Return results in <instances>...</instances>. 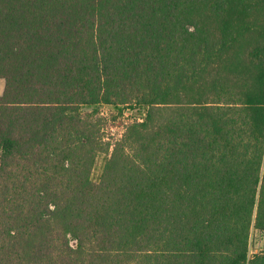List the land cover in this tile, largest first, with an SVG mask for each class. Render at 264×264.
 Wrapping results in <instances>:
<instances>
[{
    "label": "trees",
    "instance_id": "16d2710c",
    "mask_svg": "<svg viewBox=\"0 0 264 264\" xmlns=\"http://www.w3.org/2000/svg\"><path fill=\"white\" fill-rule=\"evenodd\" d=\"M0 78V264H264V0H0Z\"/></svg>",
    "mask_w": 264,
    "mask_h": 264
},
{
    "label": "rangeland",
    "instance_id": "374dc122",
    "mask_svg": "<svg viewBox=\"0 0 264 264\" xmlns=\"http://www.w3.org/2000/svg\"><path fill=\"white\" fill-rule=\"evenodd\" d=\"M3 87L4 82L0 78V94L2 93ZM99 111L106 118L102 124L103 138L105 141H114L115 139L120 138L127 125L133 123L134 121H141L145 116L146 110L143 107H135L129 112L120 115L118 114L116 108L111 106H102ZM169 114V110L163 112L161 111L159 114L160 119L164 120V118H166ZM106 159V153H98L90 174L92 182L97 183L99 181ZM261 252H264V232L252 229L248 246V255L251 256Z\"/></svg>",
    "mask_w": 264,
    "mask_h": 264
},
{
    "label": "crops",
    "instance_id": "0c3cea01",
    "mask_svg": "<svg viewBox=\"0 0 264 264\" xmlns=\"http://www.w3.org/2000/svg\"><path fill=\"white\" fill-rule=\"evenodd\" d=\"M2 80H3V79H2ZM3 82H4V81H3ZM3 89H4V87H3ZM2 92H3V90H2ZM1 94H2V93H1ZM1 94H0V95H1Z\"/></svg>",
    "mask_w": 264,
    "mask_h": 264
}]
</instances>
